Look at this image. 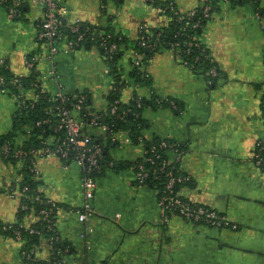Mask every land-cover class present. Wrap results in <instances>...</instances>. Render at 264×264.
Instances as JSON below:
<instances>
[{"label":"crops","instance_id":"1","mask_svg":"<svg viewBox=\"0 0 264 264\" xmlns=\"http://www.w3.org/2000/svg\"><path fill=\"white\" fill-rule=\"evenodd\" d=\"M60 0L63 22L80 19L121 33L130 44L141 28H160L169 22L160 10L141 0ZM164 1V0H162ZM181 12H190L210 0H172ZM205 22L201 41L207 47L220 77L211 83L201 71L184 65L170 50L158 51L147 60L150 86L135 83L133 47L128 45L118 61L119 74L129 86L123 91L127 103L135 94L171 99L176 107L144 111L143 137L168 139L185 150L181 171L190 178L182 195L193 203L227 215L238 228L216 229L190 224L178 217L163 220L158 207L159 190L140 186L134 165L143 157L137 144L108 142L106 160L98 176L93 204L96 215L85 224L75 216L57 222V237L66 247L65 264H264V169L254 153L264 140L262 97L264 95V0L256 5H221ZM21 19L11 20L0 7V57L8 58L9 72L28 77L24 57L42 56L37 21L39 5L27 3ZM43 64L40 75L50 91L57 82ZM59 83L68 94L89 92L92 108L108 110L107 94L114 83L105 56L98 48L65 52L55 61ZM16 103L0 93V229L24 222L33 227L40 217L35 209L22 220L20 197L11 195L23 168L2 156L9 135L15 142L25 134L15 131ZM30 126V125H29ZM25 128V127H24ZM99 136L94 129H88ZM100 138V137H98ZM101 139V138H100ZM24 144V143H23ZM58 157H41L37 187L44 198L63 208L84 203L81 167ZM52 237L41 236L31 260L23 254V242L0 230V264H46L54 254Z\"/></svg>","mask_w":264,"mask_h":264},{"label":"built area","instance_id":"2","mask_svg":"<svg viewBox=\"0 0 264 264\" xmlns=\"http://www.w3.org/2000/svg\"><path fill=\"white\" fill-rule=\"evenodd\" d=\"M145 3H154L156 0H141ZM221 5H233L234 0H218ZM11 5L8 6L7 3ZM27 3L39 5L43 9V16L37 21L38 28V42L41 44L46 52L42 56L27 55L24 57V65L29 71V75L32 73H38L36 79L38 83V89L35 87L25 90L22 87L21 80L18 76L13 75L11 79L2 73V69H8V58L0 57V93L3 96L11 98L17 107V111L23 106L33 107L39 100L41 93H49V102L54 106L46 110V116L42 120L35 122L33 126H25L23 133L26 138L23 142L8 143L1 149L2 156L4 158H12L16 160V164L19 168H23L28 164L27 157L30 155V171L33 173V177L37 178L39 171L36 168V161L41 157H58L65 161L64 167L68 168V164L77 163L81 167V189L84 196V203L80 208H61L57 202L53 200H44L41 191H31L28 184H24V177L22 175L17 176L14 181V185L11 188V195L13 197H20L22 200L21 210L29 211L32 205H44L45 207L36 211L40 219L47 224L49 231L57 232V222L61 218L75 216L80 224H85L95 217L96 210L93 204L95 197V190L97 187L96 175L102 168V161L104 159V149L108 142H121L123 144H137L143 147V157L135 163V176L138 184L144 186L146 180H148L157 171L165 173L166 183L159 192L158 207L162 214L163 220L169 222L171 217H178L190 224L199 226H208L216 229H237L238 225L234 223L227 215L211 208L196 204L186 199L182 195V188L184 184L190 181L188 176H185L181 172H175L177 164H180L182 157L185 153L184 148L175 141L168 139H160L158 143L154 141H148L143 136L138 137V141H134L128 131H114L111 126L102 121V117L107 112L115 114L118 111V104L123 103L122 98L116 100L115 103L108 107L107 111L98 112L92 108V105H87L89 97L86 93L68 94L64 91V88L59 83L58 74L55 69L56 58L65 52H76L80 49H85L84 44L90 43L94 46H101L107 49L108 53H115L119 51H125V46L111 41L114 36H118L120 39L123 35L119 32L113 31L108 33L104 30L94 31L89 34V28L84 31L80 29L83 24L80 19L75 22L66 24L67 32L63 30V7L60 0H0V7H3L7 11L9 19L16 20L22 14L19 11L20 7H23ZM217 5H213L210 2L203 3L200 7L190 11L181 12L174 1L168 2L165 7L159 8L162 15L166 16L169 21L184 22V30L187 27L192 26L197 28L200 21L191 23V18L200 13L205 21H209L213 18L216 12ZM101 9L105 12L106 3L103 0L101 2ZM73 34V37L70 36ZM195 45L200 46L202 42L199 36H196ZM139 45L145 48H152L149 44L148 38L142 36L140 38ZM192 42L185 41L183 46L172 45L168 50L172 51L180 61L187 66V62L181 57L182 53L189 52ZM134 48V47H133ZM134 58L132 60L133 69L139 71H146L143 63V55L139 51L133 50ZM43 64H48V75L51 79L57 82L56 90L50 91L49 87L43 83V76L40 75V69ZM209 82H213L214 79L220 77V73L216 68H212L205 74ZM147 76L149 74L147 73ZM18 89L19 91H15ZM38 90V91H37ZM114 90V85L110 86V90L107 94ZM70 96H72L73 102L70 103L71 108L65 104L69 102ZM143 95H138V98L132 99L141 106L143 101ZM262 113L264 118V97L261 100ZM173 107H176L174 102H171ZM54 126L55 135L49 137L43 135L40 136L42 140V147L38 149L25 150L22 145L30 138L31 133L35 128L51 125L55 122ZM88 129H94L98 132L99 136H94ZM64 132V136L56 135L58 132ZM94 137H100L101 144L94 143ZM147 142L151 145L148 147ZM163 152V153H160ZM72 159L69 161L68 159ZM165 157L167 161L161 159ZM255 163L264 169V140L259 142L254 153ZM69 161V162H68ZM167 166L170 168L168 170ZM99 173V172H98ZM35 209V208H33ZM36 210V209H35ZM5 231L13 230L15 239L23 242L22 229L28 230L30 234L39 233L38 230L33 227L27 226L24 222L18 224V228L13 229V224H8L3 228ZM57 237H52L54 241ZM61 253V252H59ZM26 260H31L32 255L23 252ZM50 264H65L63 260H56Z\"/></svg>","mask_w":264,"mask_h":264},{"label":"trees","instance_id":"3","mask_svg":"<svg viewBox=\"0 0 264 264\" xmlns=\"http://www.w3.org/2000/svg\"><path fill=\"white\" fill-rule=\"evenodd\" d=\"M116 1H120V0H116ZM171 0H156L154 3H148L151 4L155 7H157L158 9L161 7H165L168 2H170ZM211 4L213 5H217L214 1L210 0L209 1ZM260 2V0H234L233 4H250L253 6H256L258 3ZM8 6L11 5L10 2L7 3ZM19 11L21 12V14L24 12V7H20ZM22 16V15H21ZM21 16L18 17L16 20L21 19ZM191 23H195L197 21H200V24L197 28H194L192 26L187 27L186 30H184V26L185 23L184 22H176V21H169L168 23H166L165 25L161 26L160 28H141L140 32H139V37L135 40L132 41L130 44L133 48V50L135 51H139L145 60H147L149 57H151L152 54L158 52V51H163V50H168L172 47V45H177L179 44V46H183L185 41H188L189 43L192 42V45L189 47L190 51L189 52H184L182 53L181 57L184 61L187 62V66L190 69H193L195 71H201L204 74H206L209 70H211L212 68H217L216 64L212 61V58L209 54V51L207 49V47L202 43L200 46L195 45L196 43V36L201 37V33L203 30V26L205 25V19L202 18V15L200 13L196 14L193 18L190 19ZM63 30L67 32L66 29V24L63 23ZM86 28L90 29V32H88L89 34H91V32L94 31H99V30H104L108 33H112L113 31L112 29L109 28H104L101 26H94V25H88V24H82L80 29L82 31H84ZM71 37H73V34H70ZM144 36L146 38H148L149 44L152 45V48H145V47H141L139 45L140 42V38ZM111 41H114L118 44H120V46H125V48H129L127 47L128 45H130L128 43V39L125 36H122L120 39L118 38V36H114L113 38L110 39ZM84 48L85 49H92V48H98L103 55L105 56V59L107 60V64H109L110 67V74L112 75V79H113V85H114V90L110 92L109 96H108V102L110 104V106H112L116 100H119L122 98V94L123 91L125 89H127V87L129 86V81H125L121 78V75L119 74V68H118V61L120 59V57L123 55L120 49L119 51L115 52V53H108L107 49H104L101 46H94L93 44L90 43H85L84 44ZM219 72V70H218ZM2 73L7 77V79H11V77L13 76L9 70L7 69H2ZM220 73V72H219ZM38 73H32L31 75H29L28 77H19V79L21 80V84L22 87H24L25 90H29L30 88H37L38 86V81L36 79ZM130 77L134 79L135 83H139L140 85L146 87V86H150L152 83V80L149 76H147V72L144 71H139L137 69H133ZM214 81V80H213ZM38 89V88H37ZM15 91H19L18 89H15ZM38 91V90H37ZM88 95L89 97V101L87 102V105H91V100H90V93L89 92H84ZM138 95L140 94H135L133 97L138 98ZM39 100L38 102L33 106H23L21 107L17 112H16V116H15V131H19L21 130L23 132V129L25 126L27 125H35V122L38 120H42L45 116H46V110L49 109L50 107L54 106L51 102H49V93H41L39 95ZM264 97V95H263ZM72 96H70V100L68 103H66L65 105L69 108H71L70 103H72ZM171 99L169 100H165L163 98L158 97L157 95H151L149 98L147 97H143V101L141 106H138L137 103L132 99L127 103H120L118 104V111L115 114H111L110 112H107L106 114H104V116L102 117V121L104 123H107L109 126L112 127V129L114 131H128L129 134L131 135L132 139L134 141H138L137 138L143 136V130L145 129L146 123L144 121V111L147 108L153 109V110H157L160 108H170L171 105ZM54 126H56V119L55 122L51 125H46L43 127H38L35 128L34 131L31 133L30 138L24 142V144L22 145V148L25 150H31V149H38L42 147V140L40 136L43 135L44 132V136L45 137H49L51 135H55L54 133ZM16 134H11L9 135V137L7 138V140L3 143V146L8 144V143H14L15 141L13 140V137ZM56 135H61L62 137L65 135L63 131L58 132ZM153 143H158L160 141V139H154ZM172 141V140H170ZM94 143L97 144H101L102 140L100 138H96L94 137ZM148 147L151 145L150 142H147ZM12 148H14V145L12 144L11 146ZM104 159L102 161V168L104 166L105 160H106V147L104 149ZM163 153V152H160ZM27 161V165L24 167V180L23 183L24 184H28L30 186L31 191L36 190L37 187V183L34 181L33 178V173L30 171V159H32V156H28L26 158ZM72 159V155L71 158L68 159L69 161ZM6 161H9L11 163H15L16 160L12 159V158H5ZM64 161H67L64 160ZM68 161V162H69ZM162 161H167V159L165 157H163L161 159ZM134 167V170H136L135 168V164L132 165ZM101 168V170H102ZM170 169L167 166L168 170ZM100 170V171H101ZM100 171H98L100 173ZM96 177L98 176V173ZM175 172L178 173H182L181 171V166L180 164H177L176 168H175ZM185 175V174H184ZM186 176V175H185ZM166 183V177H165V173H161L159 171H157L155 174H153L148 180H146V182L144 183V185H155L157 184V189L159 191L163 190L164 186ZM190 184V181H188L186 184H184L183 186H181V188L187 186ZM43 196V195H42ZM44 198V197H43ZM44 200H48L46 198H44ZM59 207H64L61 204L57 203ZM45 207L44 205H32V207L29 209V211H21L20 213V217L22 219H24L29 212L32 211L33 208L36 209V211L40 210L41 208ZM206 207V206H205ZM1 228V227H0ZM18 228V225H13V229ZM34 229L38 230L39 233L37 234H30L28 230H24L22 229V236H23V251L31 254L32 256L35 255V252H33L34 248V244L38 242L39 238L41 236H46L47 238L56 236L55 232L49 231L47 224L45 222H43L42 220L38 221V223L35 224V226H33ZM4 234L10 235L12 237H15L13 230H9V231H3L2 229H0ZM52 246H53V256L51 258V260L49 262H47L46 264H50L56 260H63V255H65V245L59 241V239H54V241H52ZM61 252V253H59Z\"/></svg>","mask_w":264,"mask_h":264}]
</instances>
